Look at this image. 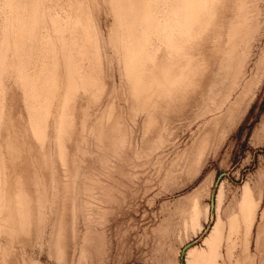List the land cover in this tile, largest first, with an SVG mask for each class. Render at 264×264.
Here are the masks:
<instances>
[{"label":"rangeland","instance_id":"rangeland-1","mask_svg":"<svg viewBox=\"0 0 264 264\" xmlns=\"http://www.w3.org/2000/svg\"><path fill=\"white\" fill-rule=\"evenodd\" d=\"M264 264V0H0V264Z\"/></svg>","mask_w":264,"mask_h":264},{"label":"water","instance_id":"water-1","mask_svg":"<svg viewBox=\"0 0 264 264\" xmlns=\"http://www.w3.org/2000/svg\"><path fill=\"white\" fill-rule=\"evenodd\" d=\"M224 175L221 174L220 177L218 178L217 182L215 183V186L213 187V190L211 192V199H210V222L207 226V228L205 229V231L199 236V238H197L196 240H194L193 242H190L189 244H187L182 252L181 255V264H184V256L186 253V250L193 244L199 242L207 233V231L209 230V228L211 227V224L213 223L214 219H215V206H216V194H217V188H218V184H219V180L220 178Z\"/></svg>","mask_w":264,"mask_h":264}]
</instances>
